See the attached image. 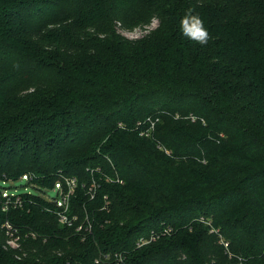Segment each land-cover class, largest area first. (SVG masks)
<instances>
[{
	"label": "trees",
	"instance_id": "obj_1",
	"mask_svg": "<svg viewBox=\"0 0 264 264\" xmlns=\"http://www.w3.org/2000/svg\"><path fill=\"white\" fill-rule=\"evenodd\" d=\"M190 7L206 46L180 33ZM20 178L38 192L4 212L5 184ZM65 178L70 226L46 211ZM5 220L37 237L4 249ZM106 252L264 264V0H0V264H94Z\"/></svg>",
	"mask_w": 264,
	"mask_h": 264
},
{
	"label": "built area",
	"instance_id": "obj_2",
	"mask_svg": "<svg viewBox=\"0 0 264 264\" xmlns=\"http://www.w3.org/2000/svg\"><path fill=\"white\" fill-rule=\"evenodd\" d=\"M156 24H157V22L155 23V26H156ZM152 25H154V23H151L150 25L144 26L142 28V30H140L141 34L149 32L150 31L149 27ZM129 32H131V31H129ZM127 34H128V32L124 33V35H126V36H127ZM139 37H140V35L135 36V38H139ZM186 118H189L191 121H195V117L193 115H189ZM158 119L159 118L151 119L149 117L146 119V121L149 124V130H147V131L153 130L154 124L158 121ZM65 180H66V183L68 184V191L61 196V199H55V204L59 208V210L57 212L59 223L61 225H64V226H70V225H72V223H74L77 220L76 216H69L66 213L67 208H68V198H69L70 194L73 193L74 188L76 187V182L74 179H69V178H65ZM58 191H59V189H58ZM27 192L29 193L30 191H27ZM2 197H3V200H2V204H1L2 205L1 209L4 212H8L11 209V207H16V206L20 205V203L22 201V196L19 193H16L15 191L4 190ZM52 201H54V199H52ZM201 220L203 221L205 226L209 227L210 233H214L217 235L219 244H221L228 251V242L220 235L219 229L213 227L210 220H206L204 218H202ZM1 228H2L4 235H5V242L3 244V248L6 250L7 249H9V250H18L19 249L20 250L22 238H24V237L36 238L37 237L35 232H33L31 230H26L23 233L20 232L8 220H5L3 222V224L1 225ZM80 229H81V226H78L77 231H79ZM87 229L90 230V223L89 222H88ZM170 232H171V228L166 227V226L162 227L160 230H157V231L152 230L146 238H140L138 240V244L139 245L147 244L151 241L157 240L160 236L169 235ZM110 261H114L116 264H126L125 263V257L123 256L122 253H119V252L101 253V254H99L98 257H96L94 259L93 263L94 264H101L102 262H110Z\"/></svg>",
	"mask_w": 264,
	"mask_h": 264
},
{
	"label": "clouds",
	"instance_id": "obj_3",
	"mask_svg": "<svg viewBox=\"0 0 264 264\" xmlns=\"http://www.w3.org/2000/svg\"><path fill=\"white\" fill-rule=\"evenodd\" d=\"M179 30L184 38L200 46H206L212 40L203 18L191 7L180 18Z\"/></svg>",
	"mask_w": 264,
	"mask_h": 264
},
{
	"label": "rangeland",
	"instance_id": "obj_4",
	"mask_svg": "<svg viewBox=\"0 0 264 264\" xmlns=\"http://www.w3.org/2000/svg\"><path fill=\"white\" fill-rule=\"evenodd\" d=\"M152 23H154V25H152V26L149 27L150 30L153 29V28H155V23H156V21H153ZM131 30H132V29H131ZM140 30H142V27L137 26V27L133 28V31H131V32L128 31V34H127V36L125 35V37H127V38H129V39H134L135 36H139V35H140V37H141V36H143L145 33H142V34H141V31H140ZM124 33H125V32H124V30H123V32L121 33V35H122V34L124 35ZM62 181H63V187H64V188H61V187H60V188H59V191H57V188H58V187H55L54 189L47 190L46 193H45V196H46V197L54 199V201H53V203H52V204L54 205V207H52V206H47V208H46V211H47V212H52V211H54V209L56 210L55 206L57 207V205L55 204V199H61V196H62L63 194H65V193L68 191V184L66 183V180H65V179H62ZM5 185L10 186V187H9V190H10V191H15L16 193H25V192H27V191H30V192H32V193H36V192H38V190L35 189L33 186L27 184L25 178H20V179H18V180H16V181L8 182V183H6ZM93 187H94V186H93ZM74 189H75V188H74ZM89 189H91V188H89ZM54 212H55V211H54ZM57 212H58V210L56 211V215H57ZM54 214H55V213H54ZM56 217H57V221H58V216H56ZM58 222H59V221H58Z\"/></svg>",
	"mask_w": 264,
	"mask_h": 264
}]
</instances>
